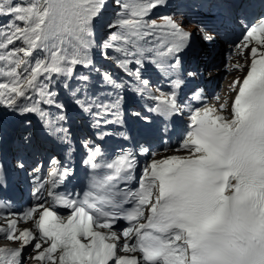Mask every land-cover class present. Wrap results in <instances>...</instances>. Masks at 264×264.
<instances>
[{
    "label": "snow or ice",
    "instance_id": "snow-or-ice-1",
    "mask_svg": "<svg viewBox=\"0 0 264 264\" xmlns=\"http://www.w3.org/2000/svg\"><path fill=\"white\" fill-rule=\"evenodd\" d=\"M170 7L169 0H151L149 6H144V0H0V18H7L0 23V62L7 66H0V76L10 78L8 83H0V125L6 124L9 116H38L44 135L55 136L63 148L61 155L48 157L57 183H71L77 175L75 145L84 153L81 163L85 167L95 170L103 166L117 175L124 172L123 179L131 177L137 156L154 155L147 138L141 143L132 134L131 120L125 126L121 119L120 139L134 141L135 151L121 147L111 162H98L105 157L103 140L115 134L108 125H117L121 109L114 101L99 99L98 92H91L93 88L114 90L117 100L124 98L122 90L153 99V105L144 110L151 115L135 109L127 112L129 118H136L144 126L145 134L154 131L153 116L167 121L184 114L188 98L180 99L179 93L186 84L185 77L196 75L182 70V58L192 46V34L171 14L153 15L154 10ZM198 7L226 9L227 20L241 32L234 47H241V42L244 48L253 45L250 71L235 99L233 119L226 121L211 109L203 114L200 109H192L188 113L189 131L181 143L202 155L187 160H152L142 170L138 190L128 189L121 200H102L110 205L107 211L90 202V192L79 204L74 199L56 201L71 209L66 218L45 207L42 198L23 212H13L12 201L0 195V206L9 209V217L15 215L26 222L39 212L37 228L50 246L35 259L52 260V254L59 249V264H109L113 258L117 264H138L135 257L116 256V245L107 242L118 239L112 229L123 219L133 223L122 229L123 236L137 237L134 245L125 243L123 251L141 252L146 264H264V52L257 59L258 48L264 47V0H201ZM157 18L169 23L157 24ZM100 27L109 30L99 44L101 56L108 59L111 50V59L129 78L127 85L89 58ZM198 31L205 42L215 39L204 31L203 25ZM154 52L163 61L144 55ZM132 64L135 68L130 67ZM148 64L157 71L166 64L165 72L170 73L165 77L166 93L160 88L161 95L151 94L150 89L157 85L145 75ZM78 65L92 67L100 75V82L94 84L89 74L76 72ZM52 108L56 109L54 114ZM73 110L90 120L91 135L74 138L70 124ZM46 115L57 122L56 127H50ZM21 122L23 131L0 160V193L7 192L16 173L33 184L32 194L36 195L38 177L32 173L43 168L39 159L41 145L30 131L32 121ZM160 131L166 132L167 127ZM4 143H0V148ZM8 152L12 156L11 167ZM29 159L34 161L31 165ZM44 175L47 177L49 172ZM112 180L113 176L108 175L105 182ZM123 203L133 207L124 209ZM146 206L150 215L147 223H140ZM9 228L16 229L17 221L12 220ZM96 229H109L110 235ZM20 238L22 247L0 254V264H26V257L21 260L24 248L33 241V250L42 247L31 229L22 230Z\"/></svg>",
    "mask_w": 264,
    "mask_h": 264
},
{
    "label": "rangeland",
    "instance_id": "rangeland-1",
    "mask_svg": "<svg viewBox=\"0 0 264 264\" xmlns=\"http://www.w3.org/2000/svg\"><path fill=\"white\" fill-rule=\"evenodd\" d=\"M145 1H148V0H145ZM144 6H146V4L144 3ZM7 20V18H0V23H4L5 21ZM189 28L193 29V25H188ZM108 29L104 28V27H100L96 30V34H98V32H100L101 36H102V39H103V36H105L104 38H106L107 34H108ZM101 39V40H102ZM17 44H20V42L18 41ZM35 54V53H34ZM22 55V54H21ZM87 74H89L91 77H92V82L95 84L96 81H99L100 79H97L96 76H99V74L96 72V71H93V70H87L86 72Z\"/></svg>",
    "mask_w": 264,
    "mask_h": 264
},
{
    "label": "bare ground",
    "instance_id": "bare-ground-1",
    "mask_svg": "<svg viewBox=\"0 0 264 264\" xmlns=\"http://www.w3.org/2000/svg\"><path fill=\"white\" fill-rule=\"evenodd\" d=\"M189 153L185 150L183 153L181 154H171L166 158H170V157H180V158H185Z\"/></svg>",
    "mask_w": 264,
    "mask_h": 264
}]
</instances>
